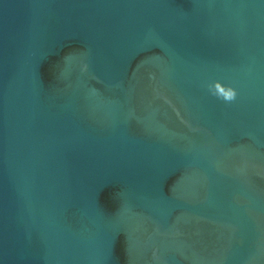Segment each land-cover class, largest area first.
<instances>
[{
    "label": "water",
    "instance_id": "water-1",
    "mask_svg": "<svg viewBox=\"0 0 264 264\" xmlns=\"http://www.w3.org/2000/svg\"><path fill=\"white\" fill-rule=\"evenodd\" d=\"M0 264H264V0H0Z\"/></svg>",
    "mask_w": 264,
    "mask_h": 264
},
{
    "label": "clouds",
    "instance_id": "clouds-1",
    "mask_svg": "<svg viewBox=\"0 0 264 264\" xmlns=\"http://www.w3.org/2000/svg\"><path fill=\"white\" fill-rule=\"evenodd\" d=\"M208 91L211 95L226 103L233 102L237 97V92L233 87L225 86L220 82H215L214 84L209 85Z\"/></svg>",
    "mask_w": 264,
    "mask_h": 264
}]
</instances>
